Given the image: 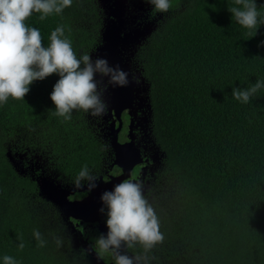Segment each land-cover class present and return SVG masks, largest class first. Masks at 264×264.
I'll return each mask as SVG.
<instances>
[{
  "label": "trees",
  "instance_id": "1",
  "mask_svg": "<svg viewBox=\"0 0 264 264\" xmlns=\"http://www.w3.org/2000/svg\"><path fill=\"white\" fill-rule=\"evenodd\" d=\"M171 5L167 13L152 6L148 13L156 27L133 63L142 76L137 83L146 89V111L134 102L122 116L126 136L119 135L124 142L131 132L144 158L131 179L143 178L148 189L143 194L165 236L141 264H264V88L248 104L232 97L233 88L264 80V25L253 37L255 29L232 20L227 8L234 0H171ZM259 12L264 19V7ZM39 15L33 13L25 25L40 30L45 47L60 25L77 56L102 42L97 0H73L62 14L43 21ZM58 78L36 81L24 100L9 97L0 104V264L5 255L20 264H95L92 254L74 247L72 228L39 195L37 179L49 177L69 190L86 188L70 196L80 199L93 183L75 182L85 165L94 181L117 174L110 132L119 122L111 110L103 118L81 109L73 110L70 120L53 115L50 94ZM143 115L146 146L139 128ZM106 213L107 208L104 228ZM74 221L95 248L102 230ZM34 229L45 247H38ZM20 234L23 250L17 248ZM56 238H62V247ZM122 251L144 255L139 245Z\"/></svg>",
  "mask_w": 264,
  "mask_h": 264
},
{
  "label": "clouds",
  "instance_id": "2",
  "mask_svg": "<svg viewBox=\"0 0 264 264\" xmlns=\"http://www.w3.org/2000/svg\"><path fill=\"white\" fill-rule=\"evenodd\" d=\"M147 2L157 13H167L172 6L171 0ZM72 4L73 0H0V104L6 103L9 97L24 100L34 82L56 74L59 78L50 94L55 110L50 111L53 115L70 120L76 109L91 110L94 115L103 110L96 79L98 75L107 77L110 83L117 86L127 83V74L119 66H110L103 58L93 61L89 54L77 56L72 42L65 36L63 25L51 32L47 47L42 44L40 30L25 25V21L33 13L40 14L39 19L43 21L52 13L62 14ZM260 7L264 5L258 6L256 0H234V6L227 10L231 13L232 20L240 26L248 30L255 29V37L260 28L258 25H264V19H259ZM249 34L252 35V32ZM260 46L264 47V41ZM261 88H264V80H257L250 87L233 88L232 97L248 104ZM83 180L93 182L92 186H95L87 165L80 170L75 182L79 185ZM100 199L103 206L99 211L103 214L107 208V233H100L96 238L95 248L98 253L110 254L115 264L146 262L147 254L162 244L165 236L161 232L154 208L143 194L142 186L125 180L114 185L112 190L103 192ZM33 237L38 242V247L46 246L47 241L38 229L33 230ZM17 240V248L23 250V235H18ZM56 244L62 247V238H56ZM137 245L142 247L143 256L121 251ZM3 264L20 262L5 255Z\"/></svg>",
  "mask_w": 264,
  "mask_h": 264
},
{
  "label": "water",
  "instance_id": "3",
  "mask_svg": "<svg viewBox=\"0 0 264 264\" xmlns=\"http://www.w3.org/2000/svg\"><path fill=\"white\" fill-rule=\"evenodd\" d=\"M111 7L113 8V5H111ZM131 36V31H120L115 19L111 16L109 24H107L104 29L106 45L99 51L102 58L106 59L110 66H119V68L127 74V83L124 86L111 84L113 93V105L111 111L113 117L119 122V125L118 127L112 126L110 136L115 152V163L121 173L110 175L107 179L101 176L98 180L94 181L95 186H92L93 183L90 185L87 195L82 199H71L70 196L73 192L62 185L57 184L49 177L40 176L37 179L39 195L54 205L65 221L73 219L86 224H101L103 215L99 211L103 206L100 199L101 194L105 191L112 190L114 185L120 184L125 180H131L135 168L142 165L144 162L140 150L135 146L131 132L128 141L121 142L119 138L120 132L123 128L122 116L124 112L130 111L134 104V83L132 82L119 55L120 47L123 43L128 41ZM130 128L132 129V125ZM101 229L102 232L107 233V230L103 226H101ZM84 242V247L87 252L94 255L96 264H108L99 256L90 243L86 241Z\"/></svg>",
  "mask_w": 264,
  "mask_h": 264
},
{
  "label": "rangeland",
  "instance_id": "4",
  "mask_svg": "<svg viewBox=\"0 0 264 264\" xmlns=\"http://www.w3.org/2000/svg\"><path fill=\"white\" fill-rule=\"evenodd\" d=\"M97 2L100 8L102 9V13H103V18H104L103 30L105 29L106 25L109 24V19L112 16L115 19L117 27L120 29V31L132 32V36L130 37V39L125 43H123V45L120 47L119 55L124 63L125 68L128 71L130 78L133 80L132 82H135L138 85V89L135 90V92H133V97L135 99L134 102H136V105L139 107L141 112L144 113L146 111V104L148 100L146 96V89L137 83V80L138 79L141 80L142 76L139 69L135 68L133 63L137 49L156 27V23L150 21L148 17L149 16L148 13L151 9V5L147 1H143V0H97ZM111 5H113V8L111 7ZM105 45H106V41L103 35L100 46H98L95 50H93L89 54L91 55L93 61H95L97 58H102L99 51ZM96 79L98 81L99 92L104 105L103 110L98 115L99 117L103 118L105 112L112 109V105H113V93L111 87L112 83L109 82V79L107 77H101L98 75ZM143 116L144 117H142L140 120L139 128L140 131L142 132V135L144 136L141 139V142H143L144 146H146V142L149 140L150 137L147 133L148 120H146L147 117H145V115ZM143 183L144 182L142 178L141 182H138V184H140L142 186L143 191L147 193L148 189L146 185H143ZM85 189L75 188L70 190L71 192H73L72 193L73 195L74 191L76 190L83 191ZM150 198H152V196H150ZM80 239L81 238L76 239V244L83 246L85 243L84 242L82 243ZM93 241H95V237ZM74 246H75V242H74Z\"/></svg>",
  "mask_w": 264,
  "mask_h": 264
},
{
  "label": "flooded vegetation",
  "instance_id": "5",
  "mask_svg": "<svg viewBox=\"0 0 264 264\" xmlns=\"http://www.w3.org/2000/svg\"><path fill=\"white\" fill-rule=\"evenodd\" d=\"M124 126H125V124H124ZM123 126V127H124ZM124 129V128H123ZM132 130V129H131ZM123 135L124 136H126V134L125 133H123V132H121V137H123ZM129 138V137H128ZM125 141H127V140H125ZM124 141V142H125ZM121 173V171H120V169H119V172L117 173V174H120ZM117 174H115V175H117ZM107 179V178H106ZM133 179H131V181H132ZM90 186H88V188H89ZM88 190L89 189H87L86 190V194L84 195V196H82L80 199H82L83 197H85L86 195H87V193H88ZM69 225H70V227L72 228L71 230H72V232L74 233V241H75V248H78V247H81V248H83V249H85V247H84V245L83 246H80L79 244H76V239H79V238H81L80 239V241H82V243L84 242L83 241V236H82V234L81 233H78V230L76 229V226H78L79 224L78 223H76L74 220L72 221V220H70V221H66ZM80 223V222H79ZM82 223V222H81ZM98 225V227H99V229H100V226H101V224H97ZM90 227V226H89ZM89 227H86V229L88 228L89 229ZM87 229V230H88ZM101 230V229H100ZM106 233V232H105ZM77 235V236H76ZM83 238V239H82ZM85 243V242H84ZM86 250V249H85ZM87 251V250H86ZM121 251H122V249H121ZM123 252V251H122ZM88 253H90V252H88ZM98 253V252H97ZM91 254V253H90ZM99 254V253H98ZM92 256H93V259H94V261H95V264H96V260H95V258H94V255L92 254ZM99 256L106 262V263H108V264H115V261H114V259H113V257H112V260L111 261H109L108 259H105V257L104 256H102V255H100L99 254Z\"/></svg>",
  "mask_w": 264,
  "mask_h": 264
}]
</instances>
